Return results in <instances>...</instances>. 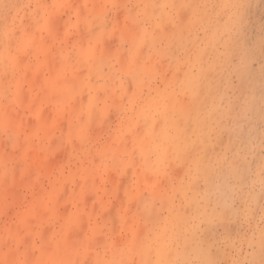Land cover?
<instances>
[{
    "label": "rangeland",
    "instance_id": "1",
    "mask_svg": "<svg viewBox=\"0 0 264 264\" xmlns=\"http://www.w3.org/2000/svg\"><path fill=\"white\" fill-rule=\"evenodd\" d=\"M0 264H264V0H0Z\"/></svg>",
    "mask_w": 264,
    "mask_h": 264
},
{
    "label": "crops",
    "instance_id": "2",
    "mask_svg": "<svg viewBox=\"0 0 264 264\" xmlns=\"http://www.w3.org/2000/svg\"><path fill=\"white\" fill-rule=\"evenodd\" d=\"M186 255H187L186 252H183V253L181 254L182 257H186Z\"/></svg>",
    "mask_w": 264,
    "mask_h": 264
},
{
    "label": "clouds",
    "instance_id": "3",
    "mask_svg": "<svg viewBox=\"0 0 264 264\" xmlns=\"http://www.w3.org/2000/svg\"><path fill=\"white\" fill-rule=\"evenodd\" d=\"M159 162L162 164L163 163V160L161 159Z\"/></svg>",
    "mask_w": 264,
    "mask_h": 264
}]
</instances>
